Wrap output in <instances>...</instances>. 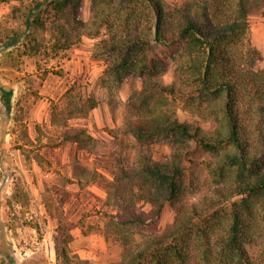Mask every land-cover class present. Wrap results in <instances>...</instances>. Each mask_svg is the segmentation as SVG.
Returning <instances> with one entry per match:
<instances>
[{
	"label": "rangeland",
	"instance_id": "rangeland-1",
	"mask_svg": "<svg viewBox=\"0 0 264 264\" xmlns=\"http://www.w3.org/2000/svg\"><path fill=\"white\" fill-rule=\"evenodd\" d=\"M34 1L0 0V264H119L126 249L113 215L130 209L156 217L158 203L149 191H157L139 167L145 156L172 163L177 146L149 143L133 132L131 124L145 114L139 106L144 80L136 74L121 83L111 78L101 44L110 33H96L92 0L83 1L84 26L69 14L34 30V41H17V33L29 31L25 14ZM202 1L165 0L173 14L196 16ZM249 19L247 40L259 50L256 67L264 69V8ZM59 22L72 35L66 48L55 46ZM168 60L169 69L156 80L172 84L175 62ZM177 106L182 119L208 133L222 128L210 113L222 117L220 105L205 106L203 113ZM190 157L182 159L188 165L183 203L167 202L146 233L167 231L180 212L208 208L229 194L235 175L225 180L215 171L219 157L203 148ZM263 214L258 203L247 243L258 260L264 259Z\"/></svg>",
	"mask_w": 264,
	"mask_h": 264
},
{
	"label": "trees",
	"instance_id": "trees-1",
	"mask_svg": "<svg viewBox=\"0 0 264 264\" xmlns=\"http://www.w3.org/2000/svg\"><path fill=\"white\" fill-rule=\"evenodd\" d=\"M83 1L35 0L25 14L29 31L14 39L32 42L34 30L69 14L84 26ZM262 8L264 0H203L196 16L173 14L165 0H92L96 33L102 28L110 33L101 44L111 61V78L121 83L136 74L144 80L139 106L145 114L131 124L133 132L149 143L177 146L172 163L145 156L139 167V175L157 191L156 196L149 191L158 203L156 217L130 209L113 215L126 249L119 264H264L247 246L258 203L264 211V69L256 67L259 50L247 40L249 16ZM56 29L55 46H70L65 23H57ZM169 58L176 78L165 84L156 78L169 69ZM180 103L201 113L205 106L220 105L222 117L210 113L223 122L222 128L208 133L198 122L182 119ZM199 148L219 157L214 169L222 178L234 173L229 194L208 208L195 207L183 217L180 212L167 231L146 233L155 228L167 202L183 203L188 165L182 159L192 160L191 153Z\"/></svg>",
	"mask_w": 264,
	"mask_h": 264
}]
</instances>
